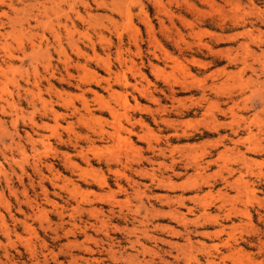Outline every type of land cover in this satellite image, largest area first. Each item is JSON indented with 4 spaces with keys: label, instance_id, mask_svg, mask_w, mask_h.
<instances>
[{
    "label": "rangeland",
    "instance_id": "rangeland-1",
    "mask_svg": "<svg viewBox=\"0 0 264 264\" xmlns=\"http://www.w3.org/2000/svg\"><path fill=\"white\" fill-rule=\"evenodd\" d=\"M51 1L54 14L0 28V264H264V0ZM81 66L97 83L78 79ZM107 85L120 125L151 130L147 142L132 136L134 152L92 135L59 98L80 108L84 92L99 117L91 100H108ZM71 123L90 138L76 141Z\"/></svg>",
    "mask_w": 264,
    "mask_h": 264
},
{
    "label": "bare ground",
    "instance_id": "bare-ground-1",
    "mask_svg": "<svg viewBox=\"0 0 264 264\" xmlns=\"http://www.w3.org/2000/svg\"><path fill=\"white\" fill-rule=\"evenodd\" d=\"M33 1V4H30V2H29V0L26 2V1H24V0H0V7H5L6 8V12H2L1 14L3 15V16H5V21H0V28H2L4 25H6V26H9V28L12 30V32H13V30H14V25H19L18 27L20 28L21 27V22H23V21H25V23H26V25H28V20L26 19V17L29 19V18H31L35 23L37 22V18L38 17H42L43 15L44 16H47V15H45V13H46V11L48 12L49 11V13L50 14H54L55 13V11L58 9L57 8V6L56 5H53V3H52V1L51 0H43V2H39L38 0H32ZM55 3H56V1H54ZM15 3H17V4H22L23 5V8L22 9H17V8H15ZM46 4H49V7H47L46 6ZM76 4H77V8H79V7H81L82 6V0H76ZM84 8V7H83ZM34 9V11H35V13H33L32 12V10ZM71 11V10H70ZM73 11V10H72ZM8 12L9 13H11L12 14V16L13 17H9L8 16ZM21 13V15H22V17L20 18V17H17V18H20V19H16V16H17V13ZM31 12V13H30ZM61 12V11H60ZM30 13V14H29ZM74 13V12H73ZM76 14H78V13H76ZM46 18V17H45ZM49 18V17H48ZM76 18L78 19V20H80V16H77L76 15ZM45 20V19H44ZM55 20V19H54ZM94 20V19H93ZM42 22V21H41ZM45 22V21H44ZM24 24V23H23ZM37 25H38V23H37ZM41 25V24H40ZM59 26V25H58ZM62 26V25H61ZM52 27V26H51ZM67 29V28H66ZM24 30V29H23ZM44 30V29H43ZM54 30V29H53ZM48 31H50L49 29H48ZM51 32V31H50ZM49 32V33H50ZM71 32V31H70ZM14 33H15V31H14ZM13 33V34H14ZM12 34V33H11ZM22 34V33H21ZM20 34V35H21ZM53 34V35H52ZM64 34V33H63ZM68 34V33H67ZM15 35V34H14ZM59 35V34H58ZM40 36V35H39ZM43 36V35H42ZM51 36H52V38H56L55 40H57L58 39V37H57V33L56 34H54V33H51ZM0 37H1V39L3 38V35H1L0 34ZM44 37V36H43ZM68 37H70V36H68ZM67 37V38H68ZM40 38V37H39ZM42 38V37H41ZM69 39V38H68ZM67 39V40H68ZM59 41H60V39H59ZM70 41H71V39H70ZM5 42H3V44H4ZM58 43V42H57ZM70 43V42H69ZM73 43V45H74V47H75V42H72ZM10 45V44H9ZM8 45V46H9ZM72 45V44H71ZM40 46V45H39ZM20 48V47H19ZM76 48H78V47H76ZM75 48V49H76ZM5 49V48H4ZM37 49L38 50H40L38 47H37ZM1 50V49H0ZM31 50H34L33 49V46L31 45ZM36 51V50H35ZM35 51H34V53H35ZM64 51V50H63ZM41 52V51H40ZM45 52V51H44ZM39 53V52H38ZM22 54H23V52H22ZM35 54H37V52L35 53ZM221 54V53H220ZM6 55V54H5ZM98 59V58H97ZM89 60V59H88ZM98 60H100V59H98ZM106 62H107V60H106ZM195 62V61H194ZM255 62V61H254ZM100 63L104 66V67H106L107 69H109L108 67V64L109 63H105V61L104 60H100ZM202 64V63H201ZM80 68H82V71H83V74H82V76L81 77H79L78 79L80 80V81H85V82H90V81H94V82H96L97 83V80H96V77H95V75L94 74H90L89 72H87V70H85V68H83L82 66L80 67ZM262 68H264V67H262ZM182 69V68H181ZM264 70V69H263ZM157 75H158V73L155 75L156 76V78H157ZM159 75H160V73H159ZM86 76H87V78H86ZM160 77V76H159ZM60 78H61V76H60ZM4 79H6V78H4ZM122 79V78H121ZM164 79V78H163ZM168 79V78H167ZM123 81H125V79L123 78L122 79ZM7 81H8V79H7ZM106 81V80H105ZM6 83V82H5ZM180 83V82H179ZM239 83V82H238ZM107 84V83H106ZM125 86H126V84H124ZM188 85V84H187ZM195 85V84H194ZM108 86V88H107V91H108V100H105L102 96H99V95H97L96 93H93V99L91 100V102H93V103H95V105L99 108V111H100V114H101V116H99V117H95L94 116V114L92 113V110L90 109V104H89V102L90 101H88L87 99H86V97H85V93L84 92H81L79 95H77V96H73L74 97V99L75 100H77V102L79 103V105H80V108H78V107H76V106H74V101H72L71 99H62V97H59V98H61V100H62V106L64 107V108H66V110L70 113V117L71 118H74L75 120H76V122H77V124H79V125H81V126H83L85 129H87L88 130V132H90L92 135H95V136H97L98 137V139H100V140H114V139H116V141L117 142H119V143H121V144H123V146L126 148V149H128L130 152H134V151H136L135 150V148H134V144L132 143V136H138L139 137V139L140 140H143V141H146V139L148 138L147 137V132H146V129L148 128V127H146V129H143L142 130V126L140 125V133H138V132H135V131H133V128L132 127H130V126H132V125H128V122H129V120H128V118H125V122H126V126L128 125L129 127H123L122 125H120V123H119V121H118V119L119 118H121L122 116H120V115H122V114H120L119 115V118L117 117V114H116V109H115V106H118V104L117 105H115V106H113V105H111V103H110V99L112 100L113 99V101H115L116 103L118 102V101H116V97H115V95L113 96V92H111V90H110V87H109V85H107ZM180 86V85H179ZM228 86V85H227ZM143 87V86H142ZM203 87V86H202ZM263 87V86H262ZM205 88V87H204ZM222 88H223V86H222ZM228 88V87H227ZM226 89V88H225ZM141 90V89H140ZM218 90V89H217ZM40 92V91H39ZM38 92V93H39ZM143 91H141V93H142ZM145 92H147V91H145ZM37 93V94H38ZM221 93V92H220ZM58 95V94H57ZM142 95V94H141ZM150 95V94H149ZM261 96V95H260ZM70 97V96H69ZM39 98V97H38ZM120 98V97H119ZM40 99V98H39ZM152 99V98H151ZM121 101V100H120ZM123 101V104H126L125 103V101L124 100H122ZM155 101V100H154ZM153 101V102H154ZM42 103H43V101H42ZM44 104V103H43ZM113 104V103H112ZM122 105V104H121ZM128 105V104H127ZM212 105V104H211ZM235 105V104H234ZM122 107V106H121ZM127 107V106H126ZM129 107V106H128ZM119 108V107H118ZM130 108V107H129ZM139 108V105H137V104H135L134 105V107H133V110H135V109H138ZM126 110H127V108H125ZM124 109V110H125ZM143 109V108H142ZM161 109V108H160ZM119 110V109H118ZM141 110V109H140ZM148 109H145V111H147ZM50 114L52 115V117L55 119V127H52L51 128V132H52V134H53V136H55V137H57L56 135H57V128H58V126H59V124H58V118H60V114H58L57 112H55L54 110H52V108L50 109ZM126 112V111H125ZM147 113H149V111L147 112ZM102 114H106V115H108V117H109V119L110 120H107V119H105L104 117H102ZM125 117V116H124ZM132 120V119H131ZM139 120V119H138ZM137 120V121H138ZM165 120V119H164ZM163 120V121H164ZM213 120V119H212ZM116 121V122H115ZM170 121V120H169ZM168 121V122H169ZM237 121V120H236ZM165 122V121H164ZM178 122V121H177ZM254 122H255V120H254ZM115 123H117V124H115ZM119 123V124H118ZM130 123V122H129ZM213 123V122H212ZM115 124V125H114ZM131 124V123H130ZM143 124V123H142ZM223 124V123H222ZM1 125V124H0ZM33 125H35V123L33 124ZM134 125V124H133ZM186 125V124H185ZM263 125V124H262ZM139 126V125H138ZM146 126V125H145ZM106 127H107V129L108 128H110L111 130L109 131V130H107L106 129ZM68 128V129H67ZM66 129L68 130V132L69 131H72L73 132V134L75 135L74 137H75V140L77 141L78 140V138H81V136L82 137H86V138H90L89 136H88V134L86 133L85 135H81V134H79V133H75L74 132V129H73V124L71 123L70 125H69V127H67L66 126ZM149 129V128H148ZM148 129H147V131H148ZM150 130V129H149ZM151 131V130H150ZM149 131V132H150ZM182 131V130H181ZM67 132V133H68ZM151 133H153V132H151ZM51 134V135H52ZM121 134H123V135H121ZM27 138L29 137V136H26ZM44 137V136H43ZM60 137V136H59ZM152 137H153V135H152ZM151 137V138H152ZM30 138V137H29ZM120 138H121V140H120ZM150 138V139H151ZM44 139H45V137H44ZM153 139H155L154 137H153ZM30 141H34L33 139H29ZM91 140H93V139H91ZM156 140H158V137H157V139ZM29 141V142H30ZM94 141V140H93ZM41 142V141H40ZM40 142H38V143H40ZM147 142V141H146ZM31 143H33V142H31ZM30 143V144H31ZM34 143H35V141H34ZM115 143V142H114ZM149 143V142H148ZM41 144V143H40ZM151 143H149V145H150ZM45 145V144H44ZM88 145V144H87ZM43 146V145H42ZM93 147L94 146H92L91 147V149H93ZM117 147V146H116ZM85 148H87V147H85ZM34 149V148H33ZM48 149V148H47ZM89 149V148H88ZM152 149V148H151ZM153 149L154 150H158L162 155H164V152H166V151H168L170 154H171V152L172 153H174V151L173 150H166V149H162V148H160L157 144L155 145V146H153ZM183 149V148H182ZM125 150V149H124ZM127 150V151H128ZM175 150V149H174ZM24 151V150H23ZM37 151V150H36ZM85 151H86V149H85ZM181 151V150H180ZM25 152V151H24ZM87 152V151H86ZM85 153V152H84ZM83 153V149L80 147V150L78 151V154L79 155H81L82 157H84L85 158V161L86 160H88V158L86 157V155ZM90 153H92V152H90ZM136 153V152H135ZM186 153V152H185ZM35 154V153H34ZM95 154V153H94ZM132 154V153H131ZM116 155V154H115ZM126 155V154H125ZM157 155V154H156ZM158 155H160V154H158ZM183 155V154H182ZM186 155V154H185ZM188 156H189V154H187ZM24 156V155H23ZM33 156V155H32ZM68 156V155H67ZM95 155H93V157H94ZM99 156V155H98ZM97 157V156H96ZM125 157V156H124ZM191 157V156H190ZM22 158V157H21ZM68 158V157H67ZM116 158V157H115ZM140 158V157H139ZM143 158V157H142ZM186 158V157H185ZM36 159V158H35ZM81 159V158H80ZM109 159V158H108ZM145 159H148V158H145ZM144 159V160H145ZM219 160V159H218ZM226 160V159H225ZM65 162L67 163V166H70L71 168H73L74 170H79V171H81V175L80 176H83V177H88L89 176V178L91 177V173H93L92 171V169H89V170H91V171H88V169H86L85 171H83L84 170V168L82 169H80V167L76 164V163H74L72 160H70V159H65ZM82 162V161H81ZM118 162V161H117ZM150 162V161H149ZM86 163V162H85ZM84 163V164H85ZM116 163V162H115ZM119 163V162H118ZM161 164V163H160ZM162 164H164V163H162ZM188 164V163H187ZM206 166V165H205ZM35 167V166H34ZM69 167V168H70ZM90 167V166H89ZM127 167V166H126ZM130 167V166H129ZM52 169V168H51ZM133 169V168H132ZM167 169V168H166ZM37 170V169H36ZM135 170V169H134ZM141 170V168L139 169V171ZM168 170V169H167ZM48 171V170H47ZM142 171L143 170H141L140 172L142 173ZM145 171V170H144ZM36 172V171H35ZM89 172H91V173H89ZM137 172V171H136ZM153 172V171H152ZM95 173H96V171H95ZM118 173V172H117ZM138 173V172H137ZM140 173V174H141ZM144 173V172H143ZM94 174V173H93ZM92 174V176H93V179H92V177H91V179L94 181H96L97 182V184H99L98 186H101V187H103V186H106V183H105V179L102 177V175L101 176H98L97 175V173L96 174H94L93 175ZM4 175V174H3ZM78 175H79V173H78ZM118 175H120L121 176V173H118ZM79 176V177H80ZM140 176V175H139ZM152 176V175H151ZM119 177V176H118ZM121 177H123V176H121ZM53 179V178H52ZM54 180V179H53ZM152 180V179H151ZM167 180V182H168V178L166 179ZM164 181V180H163ZM162 181V182H163ZM170 181V180H169ZM189 182H186V184L185 185H188V184H194L195 183V180L194 179H191V180H188ZM157 182H159L161 185L164 183V182H166V181H164L163 183L161 182V181H157ZM166 182V183H167ZM71 182H69V184H70ZM165 183V184H166ZM134 184V183H133ZM71 185H72V187H71V189H73V191H76V186L74 185V184H72L71 183ZM55 186V185H54ZM158 186V185H157ZM163 186H164V184H163ZM166 187H168L170 190H174L175 188H177L176 186H175V184H173L171 181L170 182H168V184L167 185H165ZM65 187V186H64ZM63 187H60V189H62ZM165 188V187H164ZM64 189V188H63ZM120 189V188H119ZM168 189V190H169ZM178 189V188H177ZM121 190V189H120ZM135 191H136V189H134ZM71 191V190H70ZM111 191V190H110ZM135 191H134V194H135ZM13 192V191H12ZM119 192V191H118ZM125 192V191H124ZM123 192V193H124ZM55 193V192H54ZM72 192H70V194H71ZM111 193H113V192H111ZM111 193L110 194H107L106 193V195H104V197L103 198H108V200H110L109 199V197H108V195L110 196V198H112L111 197ZM122 193V192H121ZM138 193H139V191H138ZM73 194V193H72ZM92 194V193H91ZM137 195V194H136ZM69 196V195H68ZM72 196V195H71ZM100 196V195H99ZM145 196V195H144ZM158 197V196H157ZM196 198V197H195ZM194 198V199H195ZM203 198H204V196H203ZM115 199V198H114ZM138 199V198H137ZM164 199H166V201L167 202H169V201H171V200H173V201H175V202H178V203H180L181 204V206H183V201L184 200H188V199H185V198H183V197H175V199L174 198H169V197H165ZM193 198H189V200H194ZM197 199V198H196ZM107 200V199H106ZM197 201V200H196ZM166 202V203H167ZM111 205H112V203H110ZM142 204V203H141ZM117 205V204H116ZM168 205V204H167ZM202 205L205 207L206 206V203L205 202H203L202 203ZM53 206H56V205H53ZM61 207V206H60ZM118 207V206H117ZM203 207V209H202V211H203V213L201 214L202 216H205V215H207L206 213H205V208ZM75 208V207H74ZM78 208V207H77ZM82 210H83V208H82ZM110 210V209H109ZM187 214H193V208L191 207H187ZM86 211H89V213L92 215V216H96L95 218H97V216L98 215H100V212H98V210H96V209H94V208H92V210L90 209H88V210H86ZM171 211V210H170ZM170 211H168V213H166V214H171L172 216H173V218H174V220L176 221V222H178V223H181L183 226H186V224L188 223V221L186 220V217H185V215L184 214H182V213H180V212H178L176 209H174V210H172L171 212ZM88 214V213H87ZM101 214H103V213H101ZM155 214V213H154ZM59 215V214H58ZM159 215V214H158ZM71 216V215H70ZM105 218H107V217H105ZM102 219V218H101ZM26 226V225H25ZM95 226V225H94ZM99 226V225H98ZM76 226H74V228H75ZM84 227V226H83ZM93 228V227H92ZM27 229H29L28 227H27ZM91 230V229H90ZM171 231H172V229H170ZM68 232H69V229H68ZM143 233H144V236L145 235H147V233H146V230L145 231H142ZM4 233V232H3ZM34 233V232H33ZM84 233V232H83ZM170 233V232H169ZM172 233H176V232H173L172 231ZM68 234V233H67ZM85 237H86V235H85ZM90 237V236H89ZM89 237H88V239H89ZM91 238V237H90ZM138 238V237H137ZM136 238V244H139L141 247H142V249H144L143 248V246L141 245V243L139 242V240ZM92 240V239H91ZM93 242H96V241H93ZM27 243H28V241H27ZM82 244V243H81ZM133 244V243H132ZM167 244V243H166ZM74 245H75V243H74ZM170 246H173V244L171 245V244H169ZM71 246H72V244H71ZM133 246V245H132ZM76 247H77V245H76ZM78 248V247H77ZM90 249V248H89ZM102 249V248H101ZM85 250H86V247H85ZM107 254L113 259V261L116 259V252L115 251H113V249H112V247L111 246H108L107 247ZM89 251V250H88ZM87 251V252H88ZM106 252V251H105ZM187 252V251H186ZM232 255V254H231ZM86 262V261H85ZM211 262V263H210ZM209 263L210 264H214V262H212V261H210Z\"/></svg>",
    "mask_w": 264,
    "mask_h": 264
}]
</instances>
